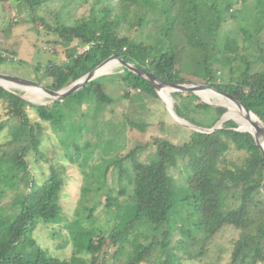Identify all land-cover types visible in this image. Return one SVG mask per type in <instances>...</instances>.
<instances>
[{"label":"trees","instance_id":"obj_1","mask_svg":"<svg viewBox=\"0 0 264 264\" xmlns=\"http://www.w3.org/2000/svg\"><path fill=\"white\" fill-rule=\"evenodd\" d=\"M21 1L28 5L32 21L41 26L39 35L55 38L48 44L65 45V62L36 67L37 72L43 69L48 89L59 91L69 86L115 55L165 83L205 84L236 96L264 126V45L257 40V35L264 33V9L260 11L258 6H264V0H78L90 8L74 25H52L35 14L51 0ZM247 4L250 6L243 11L237 8ZM227 24L234 25L231 36L226 35ZM248 40L257 49L252 61L241 53ZM240 58L245 64L243 71L236 80L225 81V71L230 69L227 61ZM3 60L0 55V63ZM257 63L262 64V70L253 69ZM118 71L116 77L138 91L136 98L159 100L147 81L122 67ZM21 96L19 90L0 87V101L8 116L0 130L7 126L9 131V139L0 144V264L204 263L214 236L224 227L238 231L225 264H264V160L253 137L236 131L238 125L233 120L209 134L189 130L188 140L179 145L165 137H152L121 156L126 125L116 126L104 119L114 100L105 93L102 77L45 105L31 104ZM170 97L174 113L199 128L211 129L226 112L190 92H175ZM122 98L134 100L128 91ZM204 99L226 108L219 101ZM28 108L49 125L63 150L72 155L88 144L84 139L91 133L89 121L98 119V128L108 125L100 132L102 139L117 135L109 142L118 148L110 154L113 160L101 174L103 181L85 182L84 193L94 198L79 202L95 200L80 219L86 223L94 219L92 213L104 198L106 222H112L105 224L104 230L86 228L79 219L65 220L59 203L65 186L64 166L51 164L47 178H36L31 160H45L42 128L31 122ZM80 116L88 117L87 125L80 124ZM129 125L141 133L148 127L144 123ZM148 145L155 147L154 155L140 162L137 155ZM230 150L244 154L240 165L227 163ZM111 170L116 171L115 194L104 191ZM173 180L180 186H173ZM40 227L53 238H60L59 227L67 229L81 257L48 255L33 237Z\"/></svg>","mask_w":264,"mask_h":264},{"label":"rangeland","instance_id":"obj_2","mask_svg":"<svg viewBox=\"0 0 264 264\" xmlns=\"http://www.w3.org/2000/svg\"><path fill=\"white\" fill-rule=\"evenodd\" d=\"M89 6L90 4H80L78 0H51L40 6L35 14L52 25L56 23L74 25L88 15ZM249 6L250 4H247V6H238L237 8L243 11L245 10V7ZM258 6L260 11L264 9L263 3H260ZM233 26V24H227L225 26L226 35H233L234 32L231 31ZM40 28L41 26L32 21L29 7L23 1L0 0V55L4 59L3 62L0 63L1 74L31 81L40 78L42 79L40 84L43 86L46 85L47 80L42 78L43 69H40V71L37 72L36 67L39 66L40 68H43L48 62H65L66 59L62 52L65 45L56 46L54 44H48L47 41L55 38L45 34L39 35L38 32ZM257 40L262 47L264 45L263 32H260L257 35ZM243 48L244 50L241 51V53L244 58H248L252 61L254 55L257 53L256 47L248 40L243 43ZM241 59L242 58L237 61H227V65L230 69L225 71V81L236 80L241 74L245 65L241 62ZM119 68L120 66L117 64L99 77H102L103 79L105 93L114 100V104L107 107L104 119L112 120L116 126H119L123 122L126 125L125 145L121 149L120 155L124 156L136 145L147 144L152 137L168 138L175 145L187 141L190 135V129L176 123L174 120L175 118L173 116L174 119L171 117L167 109V106H170L171 102V92H168L169 102H165L162 97H160L162 100L159 98L160 101L154 98H143L141 101L134 95L135 93H138L137 90H134L133 88L130 89L118 77H116V75L121 72L118 71ZM253 69L262 70L263 66L261 63H257L253 65ZM10 90L17 89L12 88ZM19 91L29 103L36 105V103H33L36 101L30 98L28 93L21 90ZM125 91H128L129 94L134 97V100L130 101L123 99L122 94ZM199 99L202 102V99ZM49 102L50 98L46 97L38 103L48 104ZM82 109L85 112L88 111L86 105H83ZM224 109L227 110V108ZM27 111L31 122L37 123L42 128L41 150L44 154L45 160H39L36 163L31 160V165L36 178L40 181L47 178L50 175L49 166L51 164L56 168H59L60 164L64 166L65 186L61 191L59 203L65 220L68 222H77L79 219V224H83L86 228L104 230L105 224L108 225L109 223L110 225L112 223L109 221L106 222L108 216L107 213L104 212V198L101 199L102 202L97 205L95 211L92 213V218L94 219L87 221L86 223L80 219L84 215L86 208L91 206V204H95V200H92V202L87 204H85V202L80 204L79 202L80 199H82L81 202H83L85 199L94 198L93 194L84 193L85 182L89 180L95 184V182L103 181L101 174L113 160V157H111L110 154H114L113 151H116L115 149L118 148V144L110 146L109 142L116 140L117 135H111L104 140L100 136V132H103V129L107 128L108 125L100 126L98 128V119L94 120L92 123L89 121V129L91 130V133L88 136L83 133L86 136L84 142H88V144L84 146V149L81 152H75L74 155H72L71 151L63 150L62 143L54 135L47 123L42 122L32 109L28 108ZM7 118L8 116L6 115L4 104L0 101V127ZM80 118V124L87 125L89 120L88 117L80 116ZM228 120L234 119L227 118L223 121L225 122ZM131 122L134 124H147L148 127L146 132L141 133L135 127H131L129 125ZM235 123L237 122L235 121ZM158 125H162L163 127ZM78 126L79 124L77 123L76 127L78 128ZM239 129L243 130L240 126ZM165 131L169 133L168 136L163 133ZM94 133L98 134L95 136ZM8 139L9 131L8 127L5 126L0 130V144ZM154 151L155 147L148 145L146 149L139 152L137 159L140 162L145 163L153 157ZM65 154L67 155L66 160L64 159ZM243 156L244 154L242 152L230 150L226 154V160L227 163L240 165ZM69 158L72 160V163L68 160ZM115 175L116 171L114 170H111L107 175V186L104 188L105 192H111L114 194L117 192L114 184ZM173 175L175 177L179 176L174 171ZM174 183L176 186H180L175 180H173V186ZM261 200L263 202L262 207L264 208V189L261 192ZM119 206L124 207L121 202H119ZM59 230L60 238L51 237L48 230L42 227L38 228L33 233V237L37 244L52 257H57L59 259L81 257V254L79 255L75 252L68 230L63 227H59ZM237 237V230L231 227H224L214 236L213 243L209 247L208 255L203 260L204 263L192 260L184 261L182 264H225L228 261V253L231 251L232 243Z\"/></svg>","mask_w":264,"mask_h":264},{"label":"water","instance_id":"obj_3","mask_svg":"<svg viewBox=\"0 0 264 264\" xmlns=\"http://www.w3.org/2000/svg\"><path fill=\"white\" fill-rule=\"evenodd\" d=\"M113 60L115 61L120 67H122L123 69H126L128 72L134 74L137 77L142 78L143 80L147 81L149 83V85L154 89V91L156 92L157 96L160 98L159 96V92L163 89L165 90H169L171 93H175V92H190L193 93L194 95H196L197 97H199L198 92H202L205 90H210L212 92H214L217 95L223 96L225 98L231 99L232 101L239 103L240 105H242V107L245 110V113L248 117V119H251V117H255L257 118L253 112L248 108V106L238 97L221 92L211 86L205 85V84H199V83H194V84H186V83H179V84H168L165 83L161 80H159L158 78L152 76L151 74L145 72L142 69L137 68L135 65L130 64L126 61L121 60L120 58H118L115 55H110L108 58H106L105 60H103L102 62H100L96 67H94L89 73H87L85 76L81 77L80 79L76 80L75 82L71 83L69 86L59 90V91H53L48 89L47 87L41 85L38 82L35 81H31V80H26V79H22V78H18V77H14V76H10V75H5V74H1L0 73V78L7 80L10 83H14L17 87L13 88V89H17V90H21V91H25V88H34V89H40L42 91H44L45 93H47L49 96L48 98H50V102L52 103L54 101L57 100H61L62 98H65L67 96H70L74 93H77L78 91H80L84 86H86L88 83H90L91 81H93L94 79L98 78L99 76L96 75L97 71L108 61ZM0 87H2L3 89H5L6 91H11L10 89H7L5 87H3L2 85H0ZM22 99H25L23 96H21ZM200 98V97H199ZM161 99V98H160ZM26 100V99H25ZM162 100V99H161ZM170 106H167L168 112L170 113L171 117L172 114L177 117L178 119H180L181 121L184 122V124H181L179 122H177L173 117V119L175 120L176 123H178L180 126L186 127L190 130H193L195 132H199V133H205V134H209L212 133L214 130H219L221 129V124L224 122L223 121V116L226 112L222 115V117L220 118V120L216 123V125L214 127H212L211 129H203V128H199L196 127L192 124H190L189 122L179 118L173 111L172 109V99L170 97ZM27 101V100H26ZM31 102V101H30ZM163 102V101H162ZM203 103H206L208 105L214 106V107H221V108H225L222 105H216V104H212L210 102L207 101H203ZM36 103V105H45V103H38V102H33ZM164 103V102H163ZM257 120L259 121V123L262 125V128L264 129L263 124L261 123V121L257 118ZM234 121V120H233ZM235 122V121H234ZM236 131L241 132V133H245V134H250L253 139L255 144L258 146L260 153L262 155V158L264 160V148L262 147V143L260 141L259 136L257 135V133L255 132H243L239 129V126L236 128Z\"/></svg>","mask_w":264,"mask_h":264},{"label":"bare ground","instance_id":"obj_4","mask_svg":"<svg viewBox=\"0 0 264 264\" xmlns=\"http://www.w3.org/2000/svg\"><path fill=\"white\" fill-rule=\"evenodd\" d=\"M117 65V63L113 60L108 61L107 63H105L96 73L97 76H100L102 74H105L106 72H108L113 66ZM0 85H2L3 87L7 88V89H12L17 87L14 83H10L7 80L1 79L0 78ZM26 93H28V96L30 98H32L33 100H35L36 102H41L43 98L48 97L49 95L47 93H45L44 91L40 90V89H34V88H25L24 89ZM168 92H170L169 90H165L163 89L162 91L159 92V96L162 97L164 99L165 102H169V98H168ZM199 97L204 101L206 99H204V97L215 100V101H219L222 104H224L227 108V113L225 114V116L223 117L224 119L227 118H231L234 119L238 125L241 127V131H245V132H255L257 133V135L260 138V141L262 143V147L264 148V129L262 128V126L259 124L257 118L255 117H251V119H248L244 108L242 107V105H240L239 103H236L234 101H232L231 99L225 98L223 96L217 95L214 92L210 91V90H205L202 92H198ZM209 96V97H207ZM167 100V101H166ZM234 106H237V111L235 109ZM242 111V113H244V115L246 116V118L244 116H242V114L240 113V111ZM172 116L175 118V120H177L179 123L184 124L183 122H181L177 117H175L173 114Z\"/></svg>","mask_w":264,"mask_h":264}]
</instances>
